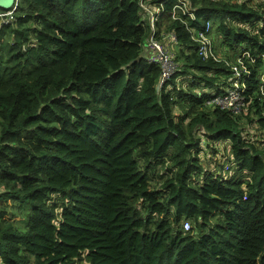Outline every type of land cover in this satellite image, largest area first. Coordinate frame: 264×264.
Wrapping results in <instances>:
<instances>
[{
	"label": "trees",
	"instance_id": "1",
	"mask_svg": "<svg viewBox=\"0 0 264 264\" xmlns=\"http://www.w3.org/2000/svg\"><path fill=\"white\" fill-rule=\"evenodd\" d=\"M143 1L177 36L162 87L140 0L0 8V264H264V0ZM233 64L237 114L210 103Z\"/></svg>",
	"mask_w": 264,
	"mask_h": 264
},
{
	"label": "built area",
	"instance_id": "2",
	"mask_svg": "<svg viewBox=\"0 0 264 264\" xmlns=\"http://www.w3.org/2000/svg\"><path fill=\"white\" fill-rule=\"evenodd\" d=\"M178 3L172 8V19L182 20V17L178 15V11L182 14H186L194 18V13L191 10L189 4L184 0H177ZM18 0L16 1V5ZM140 7L147 16V21L151 28L150 37L147 39L145 54L146 59L150 64H156L161 69L160 87L167 82L177 69V63L175 62V48L177 46V36L174 32L159 33L157 22L165 11V3H161L157 6H149L140 0ZM16 9V8H15ZM13 11L7 13V16L12 17ZM193 39L199 44L198 55L209 59L210 57L216 58V52L210 32L209 24L206 25L205 30H192ZM241 62V60H238ZM233 70V84L230 89L224 95H218L210 102L213 106L219 107L223 110L231 111L235 114L241 112L245 106L244 91L246 89L245 81L239 80L242 77V73H247L245 66L234 65L231 67ZM184 228L190 229V223L184 222Z\"/></svg>",
	"mask_w": 264,
	"mask_h": 264
},
{
	"label": "water",
	"instance_id": "3",
	"mask_svg": "<svg viewBox=\"0 0 264 264\" xmlns=\"http://www.w3.org/2000/svg\"><path fill=\"white\" fill-rule=\"evenodd\" d=\"M16 1L17 0H0V8L10 10L12 7H14L15 10Z\"/></svg>",
	"mask_w": 264,
	"mask_h": 264
},
{
	"label": "rangeland",
	"instance_id": "4",
	"mask_svg": "<svg viewBox=\"0 0 264 264\" xmlns=\"http://www.w3.org/2000/svg\"><path fill=\"white\" fill-rule=\"evenodd\" d=\"M216 44V46H217V43H215ZM178 50V49H177ZM233 65H236V64H233ZM231 112V111H230ZM233 113V112H232ZM259 132V136H258V134L255 136V138H259V139H264V137L262 136V133H261V131L259 130L258 131ZM206 156V155H205ZM204 161H205V159H204ZM24 221H22V220H20L19 221V226L20 227H23L24 226ZM79 264H88L87 263V261L84 259V260H82Z\"/></svg>",
	"mask_w": 264,
	"mask_h": 264
}]
</instances>
